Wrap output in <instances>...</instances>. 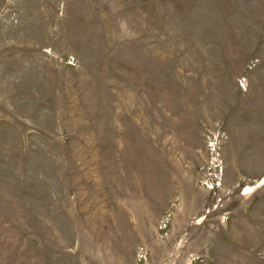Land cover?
<instances>
[{"label":"rangeland","instance_id":"rangeland-1","mask_svg":"<svg viewBox=\"0 0 264 264\" xmlns=\"http://www.w3.org/2000/svg\"><path fill=\"white\" fill-rule=\"evenodd\" d=\"M0 264H264V0H0Z\"/></svg>","mask_w":264,"mask_h":264},{"label":"built area","instance_id":"built-area-1","mask_svg":"<svg viewBox=\"0 0 264 264\" xmlns=\"http://www.w3.org/2000/svg\"><path fill=\"white\" fill-rule=\"evenodd\" d=\"M214 153H215V150L213 151ZM214 160V162H216L217 161V156L215 155V159H213ZM207 187H211L210 189L211 190H213L214 188H215V184H213L212 182H210V181H208V182H206V184H205ZM210 185V186H209Z\"/></svg>","mask_w":264,"mask_h":264}]
</instances>
